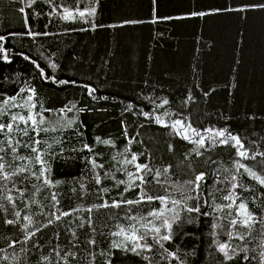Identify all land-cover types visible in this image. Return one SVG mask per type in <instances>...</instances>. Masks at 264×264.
Masks as SVG:
<instances>
[{
	"label": "trees",
	"instance_id": "trees-1",
	"mask_svg": "<svg viewBox=\"0 0 264 264\" xmlns=\"http://www.w3.org/2000/svg\"><path fill=\"white\" fill-rule=\"evenodd\" d=\"M55 2L74 4V0ZM257 3H264V0H155V4L153 0H99L95 23L103 27L93 29L82 21H62L58 16L51 15L53 8L49 4L38 0L33 8L26 9L27 22L32 31L47 32L49 35L33 39L9 35L27 30L24 17L19 12V8L24 6L23 0H0V35L7 37L5 47L10 50L12 60L10 64L0 61V91L12 95L20 87L30 84L37 89L47 108L59 109L70 102L76 103L78 108H85L84 112L77 114L83 122L80 129L83 141L92 143L96 136H100L111 138L116 143L115 149L96 146L103 150L104 161H109L116 150H122L126 143L121 124L123 121L130 135L139 132V139L147 142L144 147L153 154L151 163L154 167L172 163L177 173L173 178L187 179L189 176L184 175L180 161L192 145L179 137L170 136L169 129L155 124L153 119L140 113L147 111L161 115L168 112L173 119L186 117L201 131L213 126L229 127L241 135L246 145L249 141L264 145V9L226 10ZM192 12L208 14L191 16ZM153 20L156 22L153 23ZM19 53L31 59L25 60ZM32 60L46 74L54 75L58 80H75L76 84L58 85L42 79ZM50 61L55 62L58 68L48 67ZM83 85L96 88L94 95L97 98L88 96ZM189 95L193 99L185 103ZM164 98L169 100V104L156 108V104ZM129 104L133 106L132 109L125 111ZM164 119L168 121L167 116ZM67 135L73 142H65L66 150L80 147L79 138L71 130L67 131ZM168 144L174 145V152L167 151ZM132 150L139 151L141 146L133 144ZM233 155L234 149L220 146L206 151L205 159L211 157L219 161L220 164L213 167H219L222 173L223 168L231 167ZM191 159L198 170L207 167L199 158ZM82 167L80 160H57L53 163L56 177L68 182L59 189L63 210L81 203L89 206L100 202L92 195L79 200L71 193L72 178L79 177ZM208 170L212 171V167H208ZM152 192L164 194L156 186ZM253 194L259 195L258 185L255 193H245L249 197ZM156 206L142 205L136 211L142 215L150 207ZM249 206L256 211L260 201ZM108 215L107 210L94 213L98 232L108 231L104 227L109 223ZM210 222V218L201 217L194 224L183 225L180 231L191 235L176 237L175 244L180 246L182 257L195 248L196 254L187 257L188 264H236L223 261L222 254L210 244L213 239L209 235ZM58 231L62 233L59 242L66 244L67 237L63 235L61 227L54 225L44 229L34 238V242L39 240L43 247L39 251L33 249L24 258L27 264H36L41 253H48V249L57 243L55 233ZM259 236V231L254 230L255 239L233 241V244L243 246L247 243L258 252ZM17 238H21L17 230L11 226H0V247H6L8 240ZM80 238L84 240L85 235L82 234ZM220 239L227 238L221 234ZM97 241L99 248H107L108 242L103 237L98 235ZM20 247H16L18 254ZM26 247L31 248V244ZM8 252L12 250L8 249ZM80 253V264H84L87 253L83 248ZM147 255L152 256L153 264H175V261L161 260L159 249ZM114 264L145 262L132 254L118 252ZM239 264L249 262L239 259ZM250 264L257 262L253 260Z\"/></svg>",
	"mask_w": 264,
	"mask_h": 264
},
{
	"label": "snow or ice",
	"instance_id": "snow-or-ice-1",
	"mask_svg": "<svg viewBox=\"0 0 264 264\" xmlns=\"http://www.w3.org/2000/svg\"><path fill=\"white\" fill-rule=\"evenodd\" d=\"M43 2L53 8L51 15L58 16L62 21H82L90 24L93 29L103 27L95 23L99 0H74L73 5L56 3L55 0ZM23 3L24 6L19 8V12L24 17L27 30L9 35H22L33 39L40 35H49L47 32L32 31L27 22L26 9L33 8L38 0H23ZM153 3L155 4V0ZM246 8L264 9V3L226 10L244 11ZM207 14L190 13L191 16ZM6 40L7 37L0 35V61L10 64L12 60L10 50L5 47ZM19 55L25 60L31 59L24 53ZM31 63L44 80L58 85L76 84L75 80H58L54 75L46 74L35 60ZM48 67L56 69L58 65L50 61ZM82 87L88 96L97 98L94 95L96 88L90 85ZM192 99L189 95L185 103ZM168 104L169 100L164 98L156 104V108ZM132 107L129 104L125 111ZM85 110L72 102L59 109L47 108L37 89L30 84L20 87L12 95L0 91V226H11L21 237L8 240L6 247H0V264H27L24 258L33 249L39 251L43 247L39 240L34 242V238L54 225L63 229L67 242L61 244L59 241L62 233L56 232L57 243L48 249L47 254L41 253L36 264H73V261L80 264L81 248L87 253L84 264H98V258L99 264H114V257L118 252L132 254L140 257L145 264H153L152 256L147 254L154 253L156 249L160 250L163 261L188 264L187 257L194 256L196 249L184 253L182 257L180 246L175 244V240L177 235H191L180 229L184 224L196 223L201 217L210 218L209 235L213 238L210 244L215 246L216 252L222 254L223 261L239 264V259H242L249 264L253 260L257 264H264V150H261L264 145H256L255 141H249L246 145L241 135L234 133L229 127L213 126L201 131L186 117L173 119L168 112L154 115V112L141 111L140 115L169 129L170 136L179 137L192 145L180 161L184 175L189 178L174 179L177 173L173 164L154 167L151 163L153 154L144 147L147 142L139 139V132L130 135L123 121L121 124L126 143L122 150H116L109 161H104L103 150L96 146L104 145L115 149L116 143L111 138L100 136H96L92 143L83 141V132L80 131L83 122L77 114ZM70 113L73 115H69ZM166 116L168 121L164 119ZM68 130L79 138L80 147L68 150L64 148L65 142H73L67 135ZM49 133L60 135L49 137ZM133 144L140 145L141 150L133 151ZM220 146L234 149L231 167L223 168L222 173L219 167H213L220 164L219 161L212 160L211 157L205 159L206 151ZM167 151L174 152V145L168 144ZM192 157L199 158L207 166L205 170L194 167ZM57 160L82 161V171L79 177L72 178L70 191L79 200L92 195L100 202L89 206L81 203L63 210L59 189L68 182L54 174L53 163ZM208 167H212V171ZM257 185L259 195H245L248 192L255 193ZM154 186L164 194H153ZM129 196L133 198H128ZM257 200L260 201V206L254 211L249 205L255 204ZM153 204L158 206L150 207L142 215L136 211L142 205ZM101 210L109 213V223L104 225L107 232L97 231L94 213H100ZM38 217L42 219L38 220ZM254 230L260 233L258 252L247 243L234 246L233 241L246 242L249 238H254ZM82 234L85 235L84 240L80 238ZM221 234L227 239L221 240ZM98 235L107 240V248H99ZM29 244L31 248L26 247ZM17 245H21L19 254L16 252ZM8 249L12 252L9 253Z\"/></svg>",
	"mask_w": 264,
	"mask_h": 264
}]
</instances>
